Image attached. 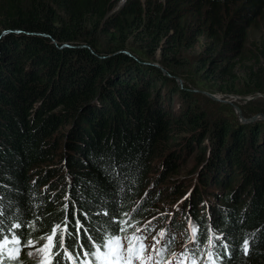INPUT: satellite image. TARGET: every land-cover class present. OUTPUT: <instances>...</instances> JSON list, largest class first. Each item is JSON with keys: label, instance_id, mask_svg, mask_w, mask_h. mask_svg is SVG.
<instances>
[{"label": "trees", "instance_id": "1", "mask_svg": "<svg viewBox=\"0 0 264 264\" xmlns=\"http://www.w3.org/2000/svg\"><path fill=\"white\" fill-rule=\"evenodd\" d=\"M190 1L192 5H188ZM171 2L166 1L165 9L159 12L147 1L135 0L111 15L107 0H0V32L12 33L0 45L4 61L0 69V220L4 234H8L12 223L34 222V228L17 231L22 238L38 240L67 221L73 232L68 242L77 239L79 231V241L90 250L89 237L101 242L117 233L119 221L128 218L125 213L131 215L133 205L144 194L151 164L162 157L160 153L174 147L173 133L179 126L177 117L161 107L159 97L152 101L156 83L147 81L144 85L141 81L138 89L127 72L119 68L127 57L113 61L127 46L139 47L143 37L155 40L151 58L158 50L177 53L178 47L194 48L204 39L201 60L211 67L203 72L208 80L227 84L221 93L234 94L242 87L248 95L264 94V32L256 31L264 23V0H178L174 6ZM184 4L194 7L186 18L190 21L182 22L179 9ZM100 20L104 21L101 33L97 26ZM41 36L59 45L86 44L89 49L60 50L50 38ZM103 53L113 55L102 59ZM153 70L157 79L166 77L160 70ZM42 96L50 98L48 104H37ZM187 118L199 128L193 135L203 144L206 126L193 114ZM254 124L235 125L234 129L226 120L215 124L220 128L214 131L216 148L226 137L233 139L234 146H223L226 151L230 149L227 170L225 165H218V158L211 159L206 170L219 166L212 175L224 171L226 181H241V176L245 180L241 197L232 200L217 194L219 206L212 198L210 201L215 203L207 211L212 220L217 213L235 222L227 221V232H197V243L191 248L197 250L200 242L211 239L213 246L207 245L205 251H212L213 258L224 251L232 253L224 264H264V129L258 125L264 123ZM182 127L179 131L187 129ZM206 151L202 148L200 154ZM55 161L58 174L53 175L52 167L41 170ZM256 175L261 187L256 201L253 197L249 207L242 209L246 214L251 209L243 221L237 217L243 204L238 207L233 202L242 197L249 199ZM211 182L216 186L223 183L209 174L207 184ZM52 185L54 191L59 189V198L50 192ZM194 193L192 203L200 208L209 200L205 179L198 180ZM62 197L64 203H60ZM227 202L234 205L233 211L221 209ZM146 211L140 209L138 218L147 216ZM198 222L204 229L211 228L202 218ZM180 229L183 232L169 221L163 230L166 238H173ZM256 229L258 244L252 243L244 258L243 242ZM189 234L188 242L191 228ZM231 237L238 244L234 254L227 246L234 242ZM175 247L171 243L169 250ZM69 250L74 254L81 251L78 243ZM56 259L69 264L62 257Z\"/></svg>", "mask_w": 264, "mask_h": 264}, {"label": "rangeland", "instance_id": "2", "mask_svg": "<svg viewBox=\"0 0 264 264\" xmlns=\"http://www.w3.org/2000/svg\"><path fill=\"white\" fill-rule=\"evenodd\" d=\"M107 1H110L109 14L112 15L119 13L128 3L134 2L135 0ZM140 1H147L148 4L152 5V7L155 6L157 10L159 9V12H161L165 9V3L168 0ZM171 1L173 4L178 0ZM192 4L193 2L190 1L188 5ZM193 7H187L186 4H184L181 10L179 9L183 16V18H181L182 22L190 21V19L186 18L190 14V9ZM103 24L104 21L101 20L97 23L100 33L102 31ZM256 31L264 32V23H261V28L256 29ZM11 34L12 33L7 32V30H1L0 45L5 41L3 39ZM41 37L50 38L48 36ZM256 39L257 38H255L253 42H256ZM52 42L54 46L58 47L60 50L76 49L79 50V52H84V50L81 48L89 49V46L86 44L72 46L68 44L59 45L57 41L53 40ZM140 42L141 45H139V47L132 48L127 46V50L121 51L116 58H113V61L122 58L123 55L127 57L126 59H123V63H120L121 66L119 68L121 71L127 72L131 79L136 82V86L139 87L138 89L141 87V81L144 83V85L147 81L156 83V90H154L155 94L153 91V94L151 95L153 96L152 101L154 100V97H159V103L161 107L167 111L170 116L175 117V119L177 117L179 126L173 133L174 137H176L172 143L174 147L171 150H167L165 154L160 153L163 154L162 157L155 159V161L151 164L152 167L150 170H148L150 174L148 175L147 186L145 188L144 194L142 197H140L141 199L133 205L130 216L133 218V220L138 221L140 225L146 224L149 221L151 222L150 227L153 229V231L148 236L146 241V243L149 245L152 244V236L157 235L161 230H163L169 221H171V224L173 223L174 226L182 228L183 232H181L180 229L179 232L176 231L177 233L173 235L174 241L172 242L175 243L177 250H182L190 238L189 229L192 228L190 227V224L194 223L193 226L197 228V232L207 230L206 232L210 233L213 230L215 232H227V221L229 220L230 222L228 224L235 222L233 221L234 219L226 220L221 216L219 217L217 213L216 219L212 220L213 218L208 216L207 213L208 210L212 209V206L215 202L216 207L219 206L220 198H218L217 194L226 196L232 200L236 199L238 196L241 197L240 190L245 180V178L241 176V181L232 179L230 181H226L225 175H223L225 173L224 171L223 174L218 173V175L215 174L216 176L212 175L214 170L216 171L219 166L223 167L225 165L226 170L229 168V166H226V164L227 160H229L230 149L226 151L223 149V146L225 145L227 148L234 146V142L231 141L232 138L226 137L220 140L219 145L216 148L217 140H215L216 138L213 136L214 131L220 130V128H217L215 124L217 122L220 123V120H226L232 125L231 127L234 129L235 125V128H238V126L248 124L253 125L254 123H264V94L248 95L245 93V89L242 87H238L236 89L237 92L234 94L221 93L220 90L225 88L227 84L223 81H210L206 78L208 76L205 75V72H203L205 67L208 66V64H204L201 60V55L204 51V39H201L200 43L194 48H190L186 45L178 47L177 53H172V51L169 49L162 51L158 50L152 58L149 54H151L154 49V38L145 36L140 39ZM140 46L142 48H140ZM45 53L48 55L50 54L46 50ZM112 55L113 53H103L100 58L107 59ZM1 57L2 53L0 52V69L2 63L4 62ZM131 61H135L139 64H132L130 63ZM210 67L211 66H208L207 69ZM152 68L160 70L166 75V77H160L162 79H157V75L154 73ZM142 90L146 89L142 88ZM157 91H160V95L158 96H156ZM49 100L50 98L47 99L40 97V99L38 98L36 101H38L37 104L40 102H47L48 104ZM189 114H193L195 119L200 118L201 124L206 126L207 135L203 138V144H199L197 142L199 137L195 138L193 135L198 131L199 128H197V126L194 128V125L189 123L187 118ZM258 125H262V128L264 129L263 124ZM180 126L182 128L187 126V129L185 131H179L178 128ZM230 131H232V128ZM195 136L197 137V135ZM202 148H207V151L201 155L200 152L202 151ZM260 157H256L255 159L257 160ZM215 158H218L219 161H221V164L219 162V166L209 168L208 171L210 172L208 173L206 167L210 164L211 159ZM167 163H172L174 166H166ZM47 165L43 166L41 170L46 171L52 167V169H54L53 175L56 174V172L58 174V165L56 161L52 162V165L50 166ZM209 174L213 176L214 179H220V182L223 183H218L217 186L213 182H211L210 185L207 184ZM51 178L53 177L51 176ZM200 178L205 179L208 188V193L206 196L209 197V200L205 201L200 208H196V206L192 203V198L193 194L196 195L194 191L197 189V183ZM71 182L72 180L69 179L70 184ZM227 182L229 183L224 185V183ZM261 183L262 182L260 181L258 175H256L250 186L249 194L251 195L249 199H244L242 197L238 201L233 202V204L238 207L240 204H243L242 207L237 210V213H239L237 217H241L243 221H245V217L248 215L251 209L247 212V214L242 209L244 207H249V201L252 200L253 197V202L256 201V194H258ZM54 186L55 185L51 186L50 192L52 195L55 194L57 198H59L60 191L59 189L54 191L53 189L56 188ZM176 186L184 187V189L178 190ZM229 187H231L230 192L227 191ZM217 188L220 189L216 191ZM212 198L215 200L214 203L210 201ZM62 200L60 203L65 202ZM71 208L74 209L75 206L72 204ZM140 209L147 210V216L138 218L137 215L140 213ZM221 209L233 211L235 208L234 205H228L227 202ZM217 211L219 210H215L214 212ZM241 214L244 216H241ZM198 218L204 219V223L210 224L211 228H206V226L205 229L202 228L204 225L198 222ZM214 223H216V225H214ZM185 228H187V231ZM250 235L251 237L247 240L249 241L251 249L252 243L255 245L258 244L259 230L256 229L254 231H250ZM231 238L234 240V242H232V245L227 244V246L232 249L234 254L237 250L236 247H238V244L233 237ZM207 241L208 240H204L200 242L198 247L200 251L197 252L198 255H200L201 252H204L203 256L206 257L207 252H205V249L208 245ZM43 243V240H39V243L36 246L39 247ZM29 251L34 250L31 248H26L21 252L20 260H25V262L22 264H37L38 258L35 255L28 256L27 252ZM247 255L243 253L244 258H246ZM217 256L223 260L226 259L225 251L217 254ZM26 261H28V263ZM4 262L8 263L9 261L5 260Z\"/></svg>", "mask_w": 264, "mask_h": 264}, {"label": "snow or ice", "instance_id": "3", "mask_svg": "<svg viewBox=\"0 0 264 264\" xmlns=\"http://www.w3.org/2000/svg\"><path fill=\"white\" fill-rule=\"evenodd\" d=\"M2 215L3 213L0 212V216ZM124 215L128 218L119 221L120 227L117 233L106 239L102 238L99 243L89 237L90 250H85V245L79 241V231H76L77 239L72 243L68 242V237L73 236V232L69 231L67 221L63 226L57 224L51 234L40 237L39 240H43L44 243L37 247L39 240L22 238V234L17 231L23 227L34 228V222L27 225L20 222L12 223L8 227V234H4L3 220H0V264H4L5 259L9 261V264H22L20 254L26 248L34 250L27 252V255H35L38 258L37 264H61V260H57V257L66 259L69 264H199L200 257L195 249H186L180 253L171 252L166 256L173 238L166 239L165 230L152 236V244L149 245L146 241L153 231L150 227L151 222L140 225L127 213ZM119 233H124V235ZM190 242L197 243V228L195 226L191 228ZM77 243L81 251L74 254L69 249ZM207 243L209 247L213 246L211 239ZM242 247L244 253L249 254L248 240L243 242ZM81 255L83 259H80ZM207 257L212 260L213 252L208 251ZM212 264H215L214 260H212Z\"/></svg>", "mask_w": 264, "mask_h": 264}, {"label": "bare ground", "instance_id": "4", "mask_svg": "<svg viewBox=\"0 0 264 264\" xmlns=\"http://www.w3.org/2000/svg\"><path fill=\"white\" fill-rule=\"evenodd\" d=\"M191 246H192V243L189 241V242H187L186 246H184V248H188V249L192 250ZM208 251L209 250H207L205 252H208ZM212 259H214V258H212ZM208 261H210V262H208ZM199 264H212V260H209L205 256H201L200 260H199Z\"/></svg>", "mask_w": 264, "mask_h": 264}]
</instances>
